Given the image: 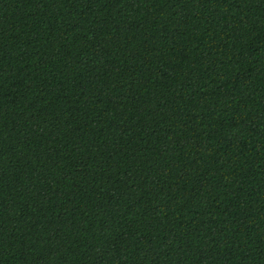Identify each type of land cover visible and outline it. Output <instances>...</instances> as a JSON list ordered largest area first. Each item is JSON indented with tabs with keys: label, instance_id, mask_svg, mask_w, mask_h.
I'll use <instances>...</instances> for the list:
<instances>
[{
	"label": "trees",
	"instance_id": "1",
	"mask_svg": "<svg viewBox=\"0 0 264 264\" xmlns=\"http://www.w3.org/2000/svg\"><path fill=\"white\" fill-rule=\"evenodd\" d=\"M0 264H264V0H0Z\"/></svg>",
	"mask_w": 264,
	"mask_h": 264
}]
</instances>
